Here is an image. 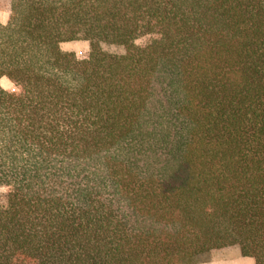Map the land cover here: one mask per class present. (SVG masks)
I'll return each mask as SVG.
<instances>
[{"label":"trees","instance_id":"1","mask_svg":"<svg viewBox=\"0 0 264 264\" xmlns=\"http://www.w3.org/2000/svg\"><path fill=\"white\" fill-rule=\"evenodd\" d=\"M0 10V264H264V0Z\"/></svg>","mask_w":264,"mask_h":264},{"label":"rangeland","instance_id":"2","mask_svg":"<svg viewBox=\"0 0 264 264\" xmlns=\"http://www.w3.org/2000/svg\"><path fill=\"white\" fill-rule=\"evenodd\" d=\"M8 18H9V14L5 11L0 10V23L2 24L7 23ZM139 43L140 44L144 43V40H139ZM61 49L64 52H72L75 53L78 57L83 58L88 56L90 52V43L84 40L67 42L61 45ZM0 85L6 90H11V91L14 90L13 84L6 77L0 80ZM237 255H238L237 251L221 252L218 254H214L211 261H207L200 264H211L213 262H219V261L225 262L226 260L231 259Z\"/></svg>","mask_w":264,"mask_h":264},{"label":"crops","instance_id":"3","mask_svg":"<svg viewBox=\"0 0 264 264\" xmlns=\"http://www.w3.org/2000/svg\"><path fill=\"white\" fill-rule=\"evenodd\" d=\"M211 264H256L254 258L252 257H242L239 254L231 259L226 260L225 262H213Z\"/></svg>","mask_w":264,"mask_h":264}]
</instances>
